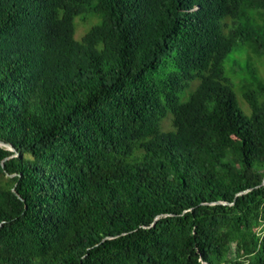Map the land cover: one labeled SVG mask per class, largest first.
I'll return each instance as SVG.
<instances>
[{
	"label": "trees",
	"instance_id": "16d2710c",
	"mask_svg": "<svg viewBox=\"0 0 264 264\" xmlns=\"http://www.w3.org/2000/svg\"><path fill=\"white\" fill-rule=\"evenodd\" d=\"M247 46L264 0H0V264H264Z\"/></svg>",
	"mask_w": 264,
	"mask_h": 264
},
{
	"label": "rangeland",
	"instance_id": "374dc122",
	"mask_svg": "<svg viewBox=\"0 0 264 264\" xmlns=\"http://www.w3.org/2000/svg\"><path fill=\"white\" fill-rule=\"evenodd\" d=\"M97 17H90L89 19L85 20L81 15L76 17L75 24H76V38L81 39L86 32L90 29V27L97 22ZM235 58L238 63L234 64ZM234 58V52L230 53L225 61V72L228 76L233 78L235 84V92L237 94L238 99V106L247 114H250V107L248 102L244 97V87L248 82L246 78L251 79L249 77V72L247 69H244L243 66L246 64L253 66L257 69V74L264 81V56L260 57L253 52L251 48L244 47L241 50V54L236 55ZM197 81V80H196ZM192 84L182 95V100H186L189 95L193 92L192 87L195 86V83ZM172 113H169L168 117L163 121V128L165 130L173 129L172 124Z\"/></svg>",
	"mask_w": 264,
	"mask_h": 264
},
{
	"label": "water",
	"instance_id": "95a60500",
	"mask_svg": "<svg viewBox=\"0 0 264 264\" xmlns=\"http://www.w3.org/2000/svg\"><path fill=\"white\" fill-rule=\"evenodd\" d=\"M0 146H5V147H7V148H9V149H11V150H15V148H14L10 143L5 142V141H3V140H1V139H0ZM157 218H158V217H157Z\"/></svg>",
	"mask_w": 264,
	"mask_h": 264
}]
</instances>
